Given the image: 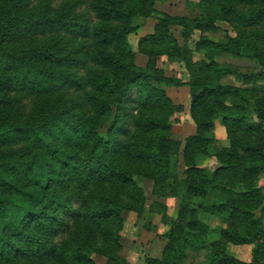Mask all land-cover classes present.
<instances>
[{
	"label": "trees",
	"instance_id": "trees-1",
	"mask_svg": "<svg viewBox=\"0 0 264 264\" xmlns=\"http://www.w3.org/2000/svg\"><path fill=\"white\" fill-rule=\"evenodd\" d=\"M84 1L89 14L77 9L81 0H0V264H29L42 251L65 264H97L93 255L125 264L121 208L108 190L135 200L138 214L147 202L139 174L118 166L126 155L157 170L156 195L182 201L162 258L146 264H186L193 243L207 247L206 264H264V0H200L193 17L160 13L156 0ZM154 13L152 32L139 42L148 56L140 66L127 35ZM220 30L222 39L209 37ZM195 31L196 47L207 51L197 61L186 44ZM42 37L66 38L65 46L52 51ZM218 53L257 68L243 72ZM158 55L184 62L189 79L166 76ZM226 76L240 84L223 83ZM180 85L195 127L183 140L173 137L183 106L167 93ZM216 122L227 146L218 144ZM121 130L124 139L115 138ZM208 157L214 169L203 166ZM207 213L219 224L208 226ZM211 233L218 238L208 240ZM227 244H250L251 260L234 257Z\"/></svg>",
	"mask_w": 264,
	"mask_h": 264
},
{
	"label": "rangeland",
	"instance_id": "rangeland-1",
	"mask_svg": "<svg viewBox=\"0 0 264 264\" xmlns=\"http://www.w3.org/2000/svg\"><path fill=\"white\" fill-rule=\"evenodd\" d=\"M84 2V0H81V3H77V9L80 11H85L86 14H89L88 7L84 4ZM199 6H202L200 5V0H156L154 5V7L160 13L184 15L190 17H193L200 12ZM157 17L158 15L154 13L150 17L140 18L139 29L135 33H130L127 35V42L131 49L135 52L136 63L140 66H144L148 58L147 54L139 49L140 39L152 32ZM219 24L221 25V28H227L225 23L219 22ZM173 32L179 44H183V38L180 35V28L174 27ZM198 35L199 33L195 31L190 39L186 42L187 46L191 49V55L194 61L200 60L204 57V54L207 53L206 49H203V47H196V42L199 38ZM208 35L212 40H220L222 39L223 32L220 30L216 33H208ZM39 39L45 45L47 43L50 44L49 49L52 51H57L59 47L62 49L65 46L64 41L66 40V38L57 40L48 37H42ZM72 46H74V44L70 45V47ZM142 46L152 47L153 45L150 43H144ZM82 55L84 54L82 53ZM215 58L219 62L231 65L232 67L240 69L243 72L254 71L257 68L255 62L244 58H237L231 54L218 53ZM156 66L161 68L166 76L175 77L185 81L189 79V74L186 70L184 62L171 61L164 55H158L156 57ZM222 82L228 84H240L232 76L224 77ZM167 93L176 104H182L183 106V111L175 114L173 117V137L183 140L195 130L194 123L188 113L190 100L188 87L185 85L170 86L167 89ZM126 112L130 113L131 111L128 108ZM128 118L129 116L126 114H122L120 116V124L122 127L128 125L125 123ZM216 125L222 124L220 122H216L215 126ZM114 135H116L115 138L124 139L122 130L119 132V134L115 133ZM215 135L219 145H228L226 132L225 134H220L217 131L215 132ZM110 153L111 157L113 156L115 158L117 156V154H114L115 152L113 151ZM113 157L112 159L114 161ZM203 162V166L209 169H214L217 166V160L215 157H208ZM117 163L118 166L124 167L135 174H139L135 176V179L143 188V193L147 199L143 213L138 214L131 208L133 205H137L135 200L125 197L120 191H114L113 189L108 190V193L114 197L113 199L120 206V212L123 218L121 230L118 233L120 236L119 242L121 246L118 250V255L124 259L125 264H146V259L150 257L161 259L163 256L165 243L167 242L166 233L170 228L169 220H174L176 218L178 206L182 201L177 197L168 196L167 193V196H158L155 194L153 180L155 179V176L158 175V173L154 167L142 162H136L128 155L117 157ZM258 185H264V177H260ZM54 186L55 189L58 186L56 181L54 182ZM77 205L78 200H73L72 206L74 209L78 207ZM62 218L65 219L66 217L63 216ZM201 218H203L205 223H207V225L210 227L219 224L217 218L212 214L207 213L202 215ZM213 238H218V235L214 236V234L212 235L211 233L207 237L208 240ZM49 240L53 241L54 238L50 237ZM94 245L98 249L104 248L103 239L95 234ZM195 246L196 243H193L191 248L186 249L185 263L206 264L209 254L207 247H205V245L202 248ZM226 250L231 255L240 260L245 262H249L251 260L252 247L250 244H227ZM33 257H35V255ZM33 257L30 258V261L28 262L29 264H65L59 262L57 259H53L52 253L49 251L46 252V254L44 251H42L40 253V260H33ZM93 260L97 264H103L105 262V258L101 255H93ZM19 263L25 264L26 262L19 260Z\"/></svg>",
	"mask_w": 264,
	"mask_h": 264
},
{
	"label": "crops",
	"instance_id": "crops-1",
	"mask_svg": "<svg viewBox=\"0 0 264 264\" xmlns=\"http://www.w3.org/2000/svg\"><path fill=\"white\" fill-rule=\"evenodd\" d=\"M219 132L220 134H225L224 127L222 125H216L215 126V132Z\"/></svg>",
	"mask_w": 264,
	"mask_h": 264
}]
</instances>
